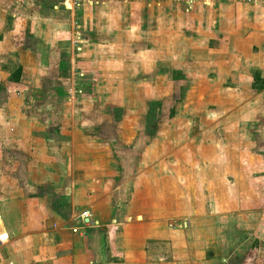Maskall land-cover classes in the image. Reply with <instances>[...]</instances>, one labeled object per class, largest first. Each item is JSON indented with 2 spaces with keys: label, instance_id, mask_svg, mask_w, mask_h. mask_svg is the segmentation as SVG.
Masks as SVG:
<instances>
[{
  "label": "rangeland",
  "instance_id": "1",
  "mask_svg": "<svg viewBox=\"0 0 264 264\" xmlns=\"http://www.w3.org/2000/svg\"><path fill=\"white\" fill-rule=\"evenodd\" d=\"M15 2L19 5L18 13L31 12L26 0ZM244 3L235 4L239 7L237 25L242 30L250 27ZM48 5L44 1L35 7L42 14V8ZM192 5V14L188 12L191 26L185 22L187 30L183 24L173 27V24L160 22L164 21L163 5H154L153 11L149 10L155 20L152 27H160L161 39L158 36L144 38L142 33L134 37L128 33L123 27L125 10L121 6L120 11L101 8L99 3L89 4L82 10L85 20L74 18L72 25L71 19L61 14L59 18L64 26L55 54L41 55L46 63L40 66L39 60L33 72L35 88L32 91L38 93L34 106L38 108L33 110L24 100L27 104L22 108L23 113L26 115L33 110L39 121L49 118L51 124H58L65 132L73 127L77 131L83 120L90 123L93 137L101 145L114 148V164L109 168L108 179L111 186L120 175L115 158L120 153L116 148H129L135 142L142 144L137 167L144 169L150 164L152 170L145 172L151 181L139 182V186L147 190L146 210L152 212L157 204L159 214L151 217L161 225L152 232L161 242L150 247L146 243L148 256L161 257L156 264H264V35L261 32L264 25L258 27L260 31L256 27L257 34L249 38V42L242 41L240 52L233 48L230 53L224 52L223 44L229 41L235 44L233 37L227 35L233 22L220 23L221 27L214 29L218 14L227 12V9L222 10L224 4L219 0H195ZM78 24L87 34L82 38L88 52L81 57L84 51L74 49L68 33L69 25L76 30ZM25 36L27 33L21 39ZM13 42L12 38L0 39L1 77H6L16 64ZM95 43L97 46L92 47ZM145 43L149 44L148 52L144 51ZM70 47L77 55L76 62L70 56ZM153 65L156 77L151 80L149 75L153 69L149 67ZM94 67L98 69H90ZM234 73L241 75L242 82L254 73L256 78L253 77L251 86L236 83L234 89L233 85L223 83L225 76L235 82ZM143 74L147 76L145 79H135ZM103 78L114 83L113 90L101 84ZM4 83L5 80L0 81V87ZM69 87L74 89L73 97L77 99L73 107L69 106V100L62 104V100L70 96ZM102 91L104 99L111 98L113 103L101 100ZM86 96L98 98V111L93 110ZM38 97L41 98L37 101ZM259 113L261 115L256 116ZM235 122L241 125L237 132L227 127ZM63 137L66 139L67 135ZM219 144L223 145L228 165L219 170L214 165L217 168L205 173L198 164L216 155ZM135 156L136 153L132 158ZM193 162L192 167L198 169L194 177L190 171ZM219 171L236 188V197L217 199L222 188L217 182L211 183L213 187L208 186L209 192L213 191L212 197H207L209 192L199 187L201 181L197 178L208 173L213 178ZM154 175L155 188L152 187ZM158 191L161 196L153 202L152 196ZM208 203L225 212L218 213L217 209V213L205 212ZM250 212V218L242 217ZM170 235L168 247L165 240ZM97 249L100 259L103 258L106 246ZM117 249L120 251V246Z\"/></svg>",
  "mask_w": 264,
  "mask_h": 264
},
{
  "label": "crops",
  "instance_id": "2",
  "mask_svg": "<svg viewBox=\"0 0 264 264\" xmlns=\"http://www.w3.org/2000/svg\"><path fill=\"white\" fill-rule=\"evenodd\" d=\"M15 1L0 0V39L12 38L16 53V64L11 71L6 77H1L3 73H0V81L5 80L0 87V264H156L161 257L148 256L146 243L148 242V247L157 244L159 240L152 232L161 225L151 217L159 214L155 206L157 204H154L153 211L150 209L152 212H148L144 207L148 198L147 190L139 186V182L148 179L151 181L145 172L152 170L150 164L144 169L137 167L141 161L139 150L142 144L138 145L135 142L129 145V148L125 147L122 150L116 148L120 153V156L119 154L115 156L120 175L117 183L111 186L108 179L109 168L114 164L112 157L114 148L111 149L109 144V146L101 145V142L93 137L90 123L87 124L85 120L80 123L77 131L73 127L66 132L60 129L58 124H51L52 120L49 118L39 121L37 113L33 112L36 107L38 108L37 105L34 106L38 93L32 91L35 88L33 72L38 67L39 60L40 66L46 63L42 61L41 55L45 52H50L51 56L55 54L59 33L64 26L60 20L62 18H59L61 14L67 15L72 25L74 18L85 20L83 15L89 4L99 3L101 8L110 10L116 8L120 11L122 7L123 11L125 10L123 27L128 33L134 37L142 33L144 38L151 36L152 39H156L155 37L158 36L161 39L160 27H152L155 20L149 10L152 12L154 5L157 7L163 5L164 21L160 22L173 24V27L183 24L187 30L185 22H189L191 26L188 12H192V4L195 0H182L177 3L173 0H163L164 3L158 0L156 2L155 0H122V2L80 0V6L75 9H68L67 5H63L65 0H26L29 10L31 9L27 15L17 12L19 5L17 6ZM44 1L49 5L45 9L42 8V14H39L35 5ZM219 1L224 4L222 10L227 9V12L218 14L214 29L221 27L220 23L233 22L232 30L227 35L233 37L231 40L235 44L230 41L228 44H222L226 48L224 52H229L232 48L240 52L238 48L242 41L249 42V38H254L257 34L254 32L256 27L260 31L258 27L264 25V16H261L264 14V7L244 0ZM150 3L153 5L151 6ZM236 3L239 5L244 3L243 6L247 7L246 21L250 25L249 29L242 30L241 26L237 25L239 19L236 13L239 7L235 6ZM83 7L84 11H82ZM105 21L108 22L109 19L106 18ZM71 25L68 29L70 43L73 41L74 49L76 47L80 48L81 52L84 51L80 53L81 57L88 52V47L84 46L85 39L82 38L85 34L83 30L81 31L83 26L79 25L75 30ZM261 32L264 35V31ZM26 33L27 36L21 39ZM148 45L145 43V52L149 51L146 49ZM96 46L97 43L92 47ZM69 50L72 60L76 62L77 55L73 54L72 47ZM105 68L108 69L107 65ZM149 68L153 69L149 75L151 80L155 79V65ZM234 69L236 70V63ZM255 75L256 73L242 82L241 75L234 73L235 82L229 81L225 76L223 83L233 85L234 89L237 88L236 83L251 86ZM145 77L147 76H138L135 79H145ZM103 79L101 84L113 90L114 83ZM73 91L74 89L68 88L70 96L65 97L62 104H66V100H69V106L73 107V102L77 100L73 97ZM103 93L100 92L101 100L107 104L113 103L111 98L104 99ZM25 95H27L26 99ZM38 98L37 101L41 97ZM85 99L92 103L94 111H98L97 97L86 96ZM24 100H27L33 109L26 115L22 109L27 104ZM260 115L261 113L256 116ZM54 119L56 120L55 116ZM83 123L86 124L82 125ZM239 126L241 127L237 122L232 126L227 125L235 132L238 131ZM64 135H67L66 139ZM219 152L221 155L218 154ZM134 153L136 156L132 158ZM218 153L202 159L198 164L199 169L206 173L216 167L214 165H217L218 170L219 167L227 166L228 162L223 156V145H218ZM239 162L241 163V159ZM190 165L195 166L194 162ZM197 170L192 167L190 169L192 175H190L194 177ZM155 178L156 175L152 178L153 188H155ZM197 179L201 181L198 183L199 187L206 193L209 192L208 186H212L211 183H220L222 188L218 192L217 199L236 197V188L220 171L213 178H210L208 173ZM211 192L213 191H210L207 197H212ZM159 196L161 193L155 192L152 196L153 202L159 200ZM207 207L205 212L209 214L217 213V210L218 213L225 212L211 203H208ZM233 215L236 219L235 212ZM249 215L252 216V212L243 214L242 217L250 218ZM185 226L187 228V223ZM147 230L148 235H146ZM170 238L171 235L165 240L168 247ZM101 246L107 248L104 250L107 254L103 255L105 259H100L97 253V248ZM117 246H120L121 252L118 251Z\"/></svg>",
  "mask_w": 264,
  "mask_h": 264
},
{
  "label": "built area",
  "instance_id": "3",
  "mask_svg": "<svg viewBox=\"0 0 264 264\" xmlns=\"http://www.w3.org/2000/svg\"><path fill=\"white\" fill-rule=\"evenodd\" d=\"M175 2H181L182 0H173ZM186 1V0H185ZM248 2L257 4L261 7H264V0H247ZM63 5H67L68 9H75L80 6V0H65L63 1ZM79 49V48H77ZM72 232H75V230H72Z\"/></svg>",
  "mask_w": 264,
  "mask_h": 264
}]
</instances>
